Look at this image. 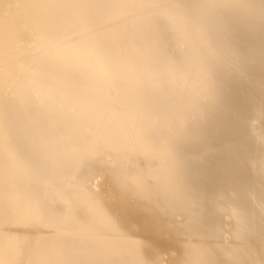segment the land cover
Wrapping results in <instances>:
<instances>
[{"label":"bare ground","instance_id":"obj_1","mask_svg":"<svg viewBox=\"0 0 264 264\" xmlns=\"http://www.w3.org/2000/svg\"><path fill=\"white\" fill-rule=\"evenodd\" d=\"M0 264H264V0H0Z\"/></svg>","mask_w":264,"mask_h":264},{"label":"rangeland","instance_id":"obj_2","mask_svg":"<svg viewBox=\"0 0 264 264\" xmlns=\"http://www.w3.org/2000/svg\"><path fill=\"white\" fill-rule=\"evenodd\" d=\"M4 77V76H3ZM99 178L95 179L97 182L101 181V180H98Z\"/></svg>","mask_w":264,"mask_h":264}]
</instances>
